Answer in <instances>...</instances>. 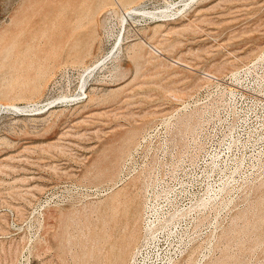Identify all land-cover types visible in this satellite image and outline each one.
Wrapping results in <instances>:
<instances>
[{
  "label": "rangeland",
  "instance_id": "374dc122",
  "mask_svg": "<svg viewBox=\"0 0 264 264\" xmlns=\"http://www.w3.org/2000/svg\"><path fill=\"white\" fill-rule=\"evenodd\" d=\"M57 1L0 0V264H115L126 247L129 263L142 238L148 172L118 203L108 196L82 203L73 188L113 184L144 132L162 120L171 138L168 205L174 197L176 214L168 222H176L170 247L183 251L178 263L264 264V0H135L127 6L147 17H130L126 35V9L108 4L82 64L68 58V34L55 42L57 25H42ZM160 23L165 37L153 36ZM16 54H27V66L39 58L52 66L39 89L16 77L9 64ZM207 71L220 81L203 79ZM122 148L115 181L94 180Z\"/></svg>",
  "mask_w": 264,
  "mask_h": 264
},
{
  "label": "bare ground",
  "instance_id": "6f19581e",
  "mask_svg": "<svg viewBox=\"0 0 264 264\" xmlns=\"http://www.w3.org/2000/svg\"><path fill=\"white\" fill-rule=\"evenodd\" d=\"M57 1V0H56ZM135 0H61V1H57V6H55L54 8H56L57 7V10L55 11V13L53 12V16L52 17H50V12L49 11H51V10H49V11H47V12H45L44 13V16H43V18H42V25L43 26H47L49 23H53L54 25H57L56 27H57V33L54 35V40L55 39H59V41L62 39L63 40V38H64V36L66 37V34H68V37L69 38H71L70 39V44H69V50H68V58L69 59H71L72 60V63H81L82 64V62L84 61V59L86 58V57H88L93 51H92V49H94V46H95V42H97L96 41V39H97V31L95 30V28H96V25H97V20H96V16H97V14H98V11H100V10H102V8L104 9V7L106 6V5H112V7L114 6V8H115V6L116 5H119V6H121V8H124V9H126V13L124 14V16L122 17V23H123V27H124V34L126 35V28H127V26L129 25H127V23L129 22L130 23V20H129V18L130 17H133L134 15H137V14H142V15H145V16H143V17H147V15L145 14V12H142V13H140L139 11H137V12H134L135 11V9H137V8H131L132 7V5L130 6V8L127 6V5H130L132 2H134ZM33 2V1H32ZM35 2V1H34ZM139 2V1H138ZM22 3H23V1H22ZM28 4V3H27ZM52 5V3H49V5ZM21 6H22V4H21ZM28 6H30V5H28ZM17 7V6H16ZM26 7V6H25ZM42 7V6H41ZM40 7V8H41ZM127 7V8H126ZM22 8V7H21ZM39 8V9H40ZM43 8V7H42ZM26 9V8H25ZM45 9V8H44ZM49 9V8H48ZM132 9H134V11L132 12L131 10ZM21 10V9H20ZM20 10L18 11V12H20ZM106 10V9H105ZM139 10V9H138ZM12 11H14L15 12V10H12ZM36 11V10H35ZM40 11V10H39ZM124 11V10H123ZM32 12V11H31ZM38 12V11H37ZM42 13H43V11H42ZM101 13H102V11H101ZM112 13V12H111ZM16 14V13H15ZM40 14V13H39ZM18 15V14H17ZM20 16V15H19ZM28 16H30V15H28ZM37 16H38V14H37ZM161 16L162 17H167L168 15H167V12H164L163 14H161ZM14 17V16H13ZM18 17V16H17ZM16 17V18H17ZM33 17V16H32ZM31 17V18H32ZM156 17H160L159 15H157ZM156 17H154V18H156ZM12 18V17H11ZM15 18V17H14ZM21 18V17H20ZM38 19L40 18V17H37ZM33 19V18H32ZM105 19V18H104ZM103 19V20H104ZM24 20V19H23ZM22 19H19V18H17V19H14V21H16V22H14V23H16V24H22L23 22H24V24H25V21H23ZM34 20V19H33ZM35 22H37V21H35ZM102 22V21H101ZM192 22V21H191ZM190 22V23H191ZM28 23H30V26H31V23L32 22H27V24ZM39 23V22H38ZM105 23V22H104ZM189 23V22H188ZM37 24V23H36ZM26 25V24H25ZM34 25V24H33ZM101 25V24H100ZM187 26H188V24H186ZM185 25V26H186ZM190 25H192V24H190ZM189 25V26H190ZM7 26V25H6ZM20 25H18L17 27H19ZM37 25H35V27H36ZM52 26V25H51ZM194 26V25H193ZM11 27H12V24H11ZM15 27V26H14ZM23 26H21L20 28H22ZM129 27V26H128ZM7 27H5V29H6ZM25 28V27H24ZM23 28V29H24ZM32 28V27H31ZM31 28H28V29H31ZM34 28V27H33ZM52 28V27H51ZM194 28V27H193ZM22 29V30H23ZM43 29V28H42ZM102 29V28H101ZM19 30V29H18ZM48 30V29H47ZM52 30V29H51ZM258 30V29H257ZM261 30V29H260ZM11 31H12V29H11ZM45 31V29L43 30V32ZM54 31V30H53ZM82 31V32H81ZM152 31H153V36H157V35H159V33H162V37H165V36H167L168 35V30H167V28L165 27V25H164V23H160V24H156L153 28H152ZM259 31V30H258ZM257 31V32H258ZM7 32H8V29H7ZM28 32H30V30H28ZM56 32V31H55ZM54 32V33H55ZM81 32V33H80ZM261 32V31H260ZM1 33H2V31H1ZM11 33H14V32H11ZM17 33V32H16ZM19 33V32H18ZM31 33V32H30ZM33 33V32H32ZM39 33V32H38ZM101 33V32H100ZM171 33V32H170ZM2 34H6V32L5 33H2ZM1 35V34H0ZM13 35V34H12ZM26 35V34H25ZM27 35H31V34H27ZM46 35V34H45ZM121 35V34H120ZM124 35V36H125ZM174 35V34H173ZM263 35V34H262ZM175 36V35H174ZM9 37V36H8ZM122 37V36H121ZM262 37V36H261ZM0 38L2 39V37L0 36ZM26 38H27V36H26ZM41 38V37H40ZM68 38V39H69ZM258 38V37H257ZM5 39H7L6 37H5ZM21 39H23V38H21ZM39 39V38H38ZM57 39V40H58ZM68 39H66V40H68ZM100 39V38H99ZM246 39V38H245ZM244 39V40H245ZM10 39H8V42H7V40H3L5 43H9L10 41H9ZM30 40H31V38H30ZM149 40V39H148ZM250 40V39H249ZM121 41V40H120ZM173 41V40H172ZM0 42H1V40H0ZM21 42V41H20ZM52 42V41H51ZM54 42V41H53ZM55 42H56V40H55ZM122 42V41H121ZM240 42H241V40H240ZM2 43V42H1ZM25 43V42H24ZM38 43V42H37ZM57 43H59V42H57ZM57 43H54V45L55 44H57ZM119 43V42H118ZM156 43H158V42H156ZM156 43H154V42H152V40H149V41H144V44L145 45H147L153 52H155L157 55H161V57L164 55L165 56V54H164V49H162V48H159V43L158 44H156ZM10 44V43H9ZM21 44V43H20ZM61 44V43H60ZM2 45H3V43H2ZM24 45V44H23ZM35 45V44H34ZM46 45V44H45ZM99 45V44H98ZM119 45H121V44H119ZM131 45V44H130ZM129 45V46H130ZM0 46H1V44H0ZM7 46V45H6ZM52 46V45H51ZM62 46V45H61ZM66 46V45H65ZM2 47H4V46H2ZM23 47V46H22ZM67 47V48H68ZM99 47V46H98ZM97 47V48H98ZM1 48V47H0ZM18 48V47H17ZM17 48H16V51H17ZM48 48H50V47H48ZM56 48V47H55ZM62 48H64V47H62ZM8 49H9V47H8ZM23 49H24V47H23ZM45 49V48H44ZM47 49V48H46ZM149 49V50H150ZM64 50V49H63ZM135 50V49H134ZM150 50V51H151ZM37 51V50H36ZM45 51V50H44ZM67 51V50H66ZM152 51H151V53H152ZM52 52V51H51ZM62 52V51H61ZM145 52V51H144ZM143 52V53H144ZM168 52V51H167ZM1 53V52H0ZM15 53V52H14ZM34 53V52H33ZM47 53H49V52H47ZM46 53V54H47ZM64 53V52H63ZM62 53V54H63ZM8 54H9V52H8ZM7 54V55H8ZM39 54H41V53H39ZM55 54V53H54ZM61 54V55H62ZM140 54V51L138 52V51H134V57H136V58H140L141 56L139 55ZM42 55V54H41ZM46 56V55H45ZM44 56V57H45ZM67 56V55H66ZM147 56V55H146ZM150 56V55H149ZM158 56V57H159ZM52 57V56H51ZM168 57V56H167ZM10 58H12L11 56H10ZM27 58H28V56H27V54L26 55H24V56H17V54H16V56L13 58V59H11V61L9 62V64L11 65V67L13 68V71H14V73L15 74H17V78L18 79H23V82H24V85L25 86H27V85H29V84H32L33 85V87L35 86L36 88H40L41 86H42V83H43V81H44V79L46 78V76H47V74H48V72H49V70L52 68V66L51 65H49V62H44V61H41V58H39L37 61V65L36 66H34V62L33 61H31L30 62V64L27 66V64H25V62H26V60H27ZM143 58H145L144 57V55H143ZM165 58H166V56H165ZM62 59V58H61ZM60 59V60H61ZM88 59V58H87ZM86 59V60H87ZM146 59V58H145ZM170 59V58H169ZM40 60V61H39ZM58 60V59H57ZM85 60V61H86ZM182 60H184V59H182ZM146 61V60H145ZM175 63H177V64H180V65H182V66H187V67H190V66H188V65H185L184 63H181L180 61H177V60H173ZM172 61V62H173ZM57 62V61H56ZM55 62V63H56ZM87 62V61H86ZM164 62V61H163ZM61 63H62V61H61ZM98 64V63H97ZM157 64H159V63H157ZM1 65H3V64H1ZM141 65H143V64H141ZM25 66H27L26 67V69H25ZM59 66V65H58ZM61 66V65H60ZM172 66H174V64L172 65ZM178 66V65H177ZM89 67V66H88ZM186 67V68H187ZM218 67V66H217ZM6 68H7V66H6ZM28 68L31 70L32 69V71H34L33 73V75L32 74H26V75H24V74H22V72H24V70L25 71H29L28 73H30V70H28ZM213 68V67H212ZM1 69V68H0ZM141 69V68H140ZM170 69V68H169ZM173 69H174V67H173ZM183 69V68H182ZM185 69V68H184ZM183 69V70H184ZM214 69V68H213ZM217 69V68H216ZM90 70V69H89ZM186 70V69H185ZM5 71H8V70H5ZM191 71H192V69H191ZM217 71H218V69H217ZM190 72V71H189ZM214 72H216V71H214ZM11 73V72H10ZM25 73V72H24ZM163 73H164V71H163ZM9 74V73H8ZM197 74V73H196ZM204 74V73H203ZM140 76V75H139ZM195 76V75H194ZM201 76V75H200ZM217 75L216 74H214V73H211V71H207V73H205V77H208V78H217L216 77ZM8 77V76H7ZM192 77H193V75H192ZM197 77V76H196ZM199 77V76H198ZM201 78V77H200ZM195 79V78H194ZM203 79H205V78H203ZM148 81V80H147ZM160 81V80H159ZM195 82H197V81H195ZM151 83V82H150ZM143 85V84H142ZM3 86V85H2ZM193 86H195V85H193ZM32 88V87H31ZM30 88V89H31ZM146 88V87H145ZM28 89V88H27ZM160 89V88H159ZM12 92L13 91H15V90H11ZM28 91V90H27ZM30 91H32V89L30 90ZM161 91V90H160ZM184 91V90H183ZM26 92V91H25ZM173 92H175V91H173ZM178 92V91H177ZM181 92H182V90H181ZM185 92H186V90H185ZM189 92V91H188ZM171 93V92H170ZM183 93V92H182ZM187 93V92H186ZM169 94V93H168ZM174 94V93H173ZM147 95V94H146ZM158 95H159V93H158ZM157 95V96H158ZM172 95V94H171ZM175 96H176V92H175V94H174ZM185 95V94H184ZM183 95V96H184ZM162 96V95H161ZM164 96V95H163ZM177 96H178V94H177ZM176 96V97H177ZM174 97V96H173ZM185 97V96H184ZM170 98V97H169ZM178 98V97H177ZM176 98V99H177ZM181 98V97H180ZM179 98V99H180ZM163 99H166L165 97H163ZM162 99V100H163ZM183 100V99H182ZM172 101V100H171ZM173 101H175V100H173ZM51 103H47V105L46 106H51L50 105ZM1 106V105H0ZM8 106H12V107H15L16 105H14V104H8ZM191 114V113H190ZM187 118V117H186ZM189 120H190V118H189ZM144 126V125H143ZM123 128V127H122ZM127 128V127H126ZM134 129H135V131H136V129L137 128H135V126L133 127ZM131 129V128H130ZM140 129H142V128H140ZM150 129H152V127L150 128ZM149 129V130H150ZM116 131V130H115ZM148 131V130H147ZM147 131H146V133H147ZM118 132H120V131H118ZM121 133V132H120ZM141 134H142V131L140 132ZM145 132H144V135L141 137V138H144V136H145V134H146ZM127 134V133H126ZM125 134V135H126ZM139 134V133H138ZM139 137V136H138ZM127 138V137H126ZM125 139V138H124ZM121 140V139H120ZM132 141L131 140H128V144L129 143H131ZM134 142V141H133ZM132 142V143H133ZM112 144V143H111ZM114 144V143H113ZM112 144V145H113ZM122 144H123V140H122ZM125 144V143H124ZM134 144H136L135 142H134ZM139 144V143H138ZM104 145H106V144H104ZM120 146V145H119ZM122 146V145H121ZM133 146V145H132ZM122 147H124V145L122 146ZM98 149V148H97ZM115 150H116V148H114ZM118 149V148H117ZM127 149H129L128 148V146H125V150H127ZM132 149V148H131ZM101 150V149H100ZM107 150V149H106ZM106 150H105V152H106ZM121 150V149H120ZM122 152H120L121 154L119 155V156H117V158H116V161L114 162V163H112V166L111 167H109L108 169H106L100 176H98V177H96L94 180H100V181H111L112 182V180L114 179V178H116V177H118V174H119V176H120V172H121V169H122V166H123V164L120 166L121 168L119 169V173L117 174V172H118V161L122 158V154L124 153V148H122ZM102 151H103V149H102ZM118 151V150H117ZM108 152V151H107ZM127 152V151H126ZM101 154H103V153H101ZM104 154H106V153H104ZM129 154H131V151H130V153ZM100 155V154H99ZM107 155V154H106ZM125 155V154H124ZM105 156V155H104ZM123 159V158H122ZM94 162V161H93ZM109 162H111V161H109ZM105 164V163H104ZM97 165H99V164H97ZM91 166H92V164H91ZM96 171V170H95ZM103 171V170H102ZM147 172H148V174H149V181L151 180V178H152V175H151V173H150V171H148L147 170ZM94 175V174H93ZM117 175V176H116ZM89 176V175H88ZM116 176V177H115ZM118 179H119V177H118ZM140 179H142L143 180V182L145 181L146 182V176H145V174H144V170L143 171H141L140 172V174H138L137 176H135V177H133L129 182H127V183H125L124 185H122V186H126V185H128L130 182H132L131 184H129L127 187H125V188H123V189H120V190H118L117 192L115 191L114 193L112 192L110 195H108V197H112L111 198V202L112 203H118V202H120L122 199H124L125 198V200H126V198H128V197H130L131 195H133L132 194V190L133 189H135L137 186H138V183L140 182ZM141 180V181H142ZM113 181H115V180H113ZM118 180H116L113 184H115L116 182H117ZM108 182V183H109ZM141 186H143V183H142V185ZM139 190L141 189L140 187L138 188ZM141 193V192H140ZM111 195H113V196H111ZM138 196V195H137ZM107 197V198H108ZM139 197V196H138ZM101 201V200H100ZM142 202V201H141ZM108 203V202H107ZM93 204V203H92ZM91 205V204H90ZM95 205V204H94ZM110 205V204H109ZM108 206V205H107ZM74 207V206H73ZM89 208V207H88ZM91 208V207H90ZM97 208H99V207H97ZM109 208H110V206H109ZM69 209V208H68ZM92 209V208H91ZM94 210H95V206H94V208H93ZM125 209H127V208H125ZM70 210H71V208H70ZM85 210V209H84ZM111 210V209H110ZM115 210V209H114ZM128 210V209H127ZM126 210V211H127ZM144 210H145V204H144V208H143V210H142V215H141V218L143 219L144 218ZM60 211V210H59ZM65 211V210H64ZM78 211V210H77ZM90 211V210H89ZM60 212H62V211H60ZM60 212H59V214H60ZM66 212H67V210H66ZM75 212V211H74ZM79 212V211H78ZM90 212H92V211H90ZM94 212V211H93ZM63 213V212H62ZM46 214V213H45ZM70 214V213H69ZM69 214H67V216L69 215ZM53 216V215H52ZM63 216V215H62ZM61 216V217H62ZM72 216V215H71ZM57 217V216H56ZM69 218V217H68ZM70 218H72V217H70ZM120 218V217H119ZM105 219V218H104ZM125 221H126V218L124 219ZM123 220V221H124ZM141 220V219H140ZM61 221V220H60ZM65 221V220H64ZM143 221V220H142ZM131 222V221H130ZM137 223H139V220H138V222ZM62 224V223H61ZM132 225H133V223H131ZM264 224V223H263ZM92 225V224H91ZM129 225H130V223H129ZM255 225V224H254ZM260 226V225H259ZM259 226H258V228H259ZM53 227V226H52ZM55 227V226H54ZM60 227V226H59ZM68 227V226H67ZM130 227V226H129ZM142 227H143V225H142ZM264 227V226H263ZM64 228H65V226H64ZM87 228V227H86ZM116 228V227H115ZM252 228H254V227H252ZM43 229V228H42ZM54 229V228H53ZM113 230V229H112ZM130 230V229H129ZM241 230V229H240ZM249 230V229H248ZM251 230V229H250ZM253 230V229H252ZM263 230H264V228H263ZM57 231H58V229H57ZM66 231H68L67 229H66ZM236 231V230H235ZM238 232H240L241 233V231H239V229L237 230ZM244 231V230H243ZM246 231V230H245ZM61 232V231H60ZM65 232V231H64ZM111 232V231H110ZM129 232V231H128ZM234 232V231H233ZM262 232V231H261ZM48 233V232H47ZM66 233V232H65ZM232 233V232H231ZM237 233V232H236ZM57 234V233H56ZM71 234V233H70ZM87 234V233H86ZM238 234V233H237ZM243 234V233H242ZM66 235H67V233H66ZM72 235V234H71ZM239 235V234H238ZM237 235V236H238ZM57 236V235H56ZM61 237V236H60ZM110 237H112V236H110ZM48 238V237H47ZM65 239V238H64ZM70 239V238H69ZM113 239V238H112ZM44 240V239H43ZM46 240V239H45ZM54 240V239H53ZM62 240V239H61ZM68 239H66V241H67ZM132 240V239H131ZM56 241L58 242V240L56 239ZM63 241V240H62ZM62 241H61V243H62ZM65 241V240H64ZM70 241V240H69ZM111 241V240H110ZM44 242V241H43ZM112 242V241H111ZM66 243H68V242H66ZM48 244H50L49 243V241H48ZM48 244H47V246H48ZM59 244V243H58ZM102 244V243H101ZM120 244V243H119ZM122 244V243H121ZM64 245H65V242H64ZM69 245V244H68ZM93 245V244H92ZM52 246V245H51ZM103 246V245H102ZM109 246V245H108ZM138 246V245H137ZM10 247V246H9ZM58 247V246H57ZM60 247V246H59ZM58 247V248H59ZM33 248V247H32ZM63 248V247H62ZM244 248V247H243ZM246 248V247H245ZM252 248V247H251ZM56 249V248H55ZM66 249V248H65ZM197 249V248H196ZM248 249V248H247ZM247 249H246V251H247ZM9 250H10V248H9ZM19 250V249H18ZM38 250V249H37ZM45 250V249H44ZM43 250V251H44ZM57 250V252L58 253H60L61 254V252H59L58 251V249H56ZM68 250V249H67ZM193 250H195V249H193ZM47 251V250H46ZM60 251H61V249H60ZM66 251V250H65ZM133 251H135V250H133ZM132 251V252H133ZM18 252V251H17ZM63 253H65L64 251H62ZM103 252V251H102ZM105 252V251H104ZM130 251H129V248L128 247H126L125 248V252H124V255H123V257H121L119 260H117V262L115 263V264H125L126 263V260H127V257H126V255H128V253H129ZM11 253H12V251H11ZM62 253V254H63ZM190 253H191V251H190ZM193 253H195V252H193ZM193 253H191V254H193ZM7 254V253H6ZM100 254V253H99ZM10 255V254H9ZM12 255H14V254H12ZM226 255H228V254H226ZM189 256V255H188ZM8 257V256H7ZM13 257V256H12ZM131 257H132V255H131ZM227 256H225V258H226ZM230 257V256H229ZM229 257H228V259H229ZM232 257V256H231ZM14 258V257H13ZM63 258H64V256H63ZM196 258V257H195ZM103 259V258H102ZM191 258L189 257V258H187V260H190ZM193 259H194V257H193ZM224 259V258H223ZM231 259V258H230ZM7 260V259H6ZM225 260H227V259H225ZM237 260V259H236ZM11 262H12V260H11ZM185 262H186V260H185ZM190 262H191V260H190ZM189 262V263H190ZM193 262H194V260H193ZM211 262V261H210ZM210 262L208 261V264H210ZM223 262H224V260H223ZM237 262H238V260H237ZM64 263H66V262H64ZM103 263V262H102ZM188 263V262H187ZM188 263V264H189ZM12 264V263H11ZM67 264H68V262H67ZM75 264H77V263H75ZM94 264V263H93ZM96 264V263H95ZM98 264V263H97ZM128 264V263H127ZM176 264H184L183 262H180V263H176ZM194 264V263H193ZM196 264V263H195ZM198 264V263H197ZM213 264V263H212Z\"/></svg>",
  "mask_w": 264,
  "mask_h": 264
},
{
  "label": "built area",
  "instance_id": "2783aa9c",
  "mask_svg": "<svg viewBox=\"0 0 264 264\" xmlns=\"http://www.w3.org/2000/svg\"><path fill=\"white\" fill-rule=\"evenodd\" d=\"M205 79L210 84L220 81L219 78L205 77ZM170 143L168 123L162 120L145 134L138 146L126 158L115 184L73 188L72 194L80 202H95L110 195L141 171H150L152 178L145 190L142 238L128 264H176L180 261L179 255L183 253L178 248L170 247L177 230L176 222H168V214L172 219L176 214L174 197L168 205V145Z\"/></svg>",
  "mask_w": 264,
  "mask_h": 264
}]
</instances>
